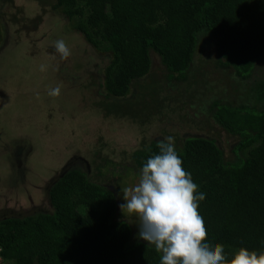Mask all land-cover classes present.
Returning a JSON list of instances; mask_svg holds the SVG:
<instances>
[{"label": "trees", "instance_id": "1", "mask_svg": "<svg viewBox=\"0 0 264 264\" xmlns=\"http://www.w3.org/2000/svg\"><path fill=\"white\" fill-rule=\"evenodd\" d=\"M45 2L61 7L88 40L112 51L105 69L108 93L92 95L87 105L104 117L128 119L139 129L140 145L127 168L140 175L147 159L159 154L158 143L173 137L183 168L205 196L198 208L208 234L205 242L222 244L229 260L241 247L264 252V107L220 104L216 99L205 106L213 93L225 94L221 86L213 88L212 70L233 68V89L239 93L238 79L251 78L264 60V0ZM204 31L215 37L217 59L199 42ZM201 48L206 58L194 63ZM153 55L162 65H152ZM174 81L175 88L168 86ZM87 85L100 83L90 74ZM247 86L264 99V78ZM132 88L136 95L123 99ZM188 106L199 113L193 120L182 113ZM172 108L191 131L209 136L185 138L177 127L168 131L164 126V138L154 139L153 122L164 121L162 116L169 117ZM231 138L236 143L227 149ZM246 148L247 156H241ZM98 160L89 163L92 173L71 169L55 178L46 193L49 210L0 221V264H160L162 253L140 239L130 216L121 214L115 167L111 163L105 172L110 159Z\"/></svg>", "mask_w": 264, "mask_h": 264}, {"label": "rangeland", "instance_id": "2", "mask_svg": "<svg viewBox=\"0 0 264 264\" xmlns=\"http://www.w3.org/2000/svg\"><path fill=\"white\" fill-rule=\"evenodd\" d=\"M45 1L0 0V207L9 208L8 213L0 214V221L7 214L17 217L44 213L43 207H50L46 193L56 177L71 169L92 173L89 163L102 156L111 161L106 160L103 171L115 167L112 173L120 185L117 189L121 204L125 203L123 189L134 186L140 177L126 166L131 162V154L139 148L142 137L139 129L128 119L104 117L97 107L87 105L92 95L103 97L108 93L105 69L112 61V51L102 42L88 40L77 30L76 19H70L61 7L54 9ZM59 39L71 50L67 60L61 61L55 50L54 42ZM214 40L210 32L199 35L205 52L217 59ZM152 57L153 66L162 65L156 55ZM194 57L193 62L200 63L206 54L202 49ZM41 64L46 65V71H40ZM220 69L212 70L216 86L213 88L221 86L225 94L213 93L205 99L206 107L216 99L220 104L231 102L235 106L263 109L264 99H257L247 85L264 78V60L257 63L251 78L238 79L242 85L239 93L233 89L236 78L233 68ZM90 74L95 75L100 85H87ZM221 79L225 81L219 85ZM176 84L174 81L168 86L175 88ZM57 86L61 88L60 95L50 97L48 90ZM135 95L136 89L132 88L122 98ZM210 112L213 115L215 109ZM182 113L191 120L199 114L196 107L190 106L184 107ZM168 114L169 117L162 116L161 123L153 122L150 133L154 139L164 138V126L168 131L178 128L185 138L209 136L207 132L191 131L188 122L184 124L176 117V109L172 108ZM229 141L227 149L236 143L233 138ZM248 151L246 148L239 153L245 157ZM107 187L114 189L112 185ZM121 214L129 215L139 229L136 217L126 210H121Z\"/></svg>", "mask_w": 264, "mask_h": 264}, {"label": "clouds", "instance_id": "3", "mask_svg": "<svg viewBox=\"0 0 264 264\" xmlns=\"http://www.w3.org/2000/svg\"><path fill=\"white\" fill-rule=\"evenodd\" d=\"M54 47L61 61L70 57L64 40H56ZM40 71H46V65L41 64ZM60 93L59 86L48 90L50 97ZM157 146L159 154L147 159L138 183L123 189L120 208L137 218L138 237L162 253L160 264H264V252L241 247L229 260L222 244L205 242L208 234L198 212L205 196L183 168L174 138L165 137Z\"/></svg>", "mask_w": 264, "mask_h": 264}, {"label": "flooded vegetation", "instance_id": "4", "mask_svg": "<svg viewBox=\"0 0 264 264\" xmlns=\"http://www.w3.org/2000/svg\"><path fill=\"white\" fill-rule=\"evenodd\" d=\"M65 166V165H64ZM47 192H48V190H47ZM43 207V206H42ZM8 209L9 208H7V207H0V214L1 213H8ZM43 209L45 210V211H47V207H43ZM11 215H9V214H7L6 216H4V217H10ZM19 216H23V215H19ZM3 217V218H4Z\"/></svg>", "mask_w": 264, "mask_h": 264}, {"label": "built area", "instance_id": "5", "mask_svg": "<svg viewBox=\"0 0 264 264\" xmlns=\"http://www.w3.org/2000/svg\"><path fill=\"white\" fill-rule=\"evenodd\" d=\"M0 261H1V255H0Z\"/></svg>", "mask_w": 264, "mask_h": 264}]
</instances>
